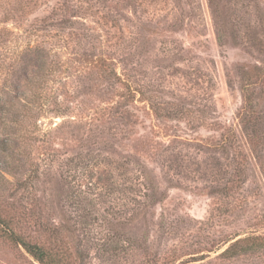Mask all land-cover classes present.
<instances>
[{"label":"rangeland","instance_id":"rangeland-1","mask_svg":"<svg viewBox=\"0 0 264 264\" xmlns=\"http://www.w3.org/2000/svg\"><path fill=\"white\" fill-rule=\"evenodd\" d=\"M258 73L264 0H0V216L76 264H264L223 254L264 238Z\"/></svg>","mask_w":264,"mask_h":264},{"label":"trees","instance_id":"trees-1","mask_svg":"<svg viewBox=\"0 0 264 264\" xmlns=\"http://www.w3.org/2000/svg\"><path fill=\"white\" fill-rule=\"evenodd\" d=\"M222 37L219 35V39ZM221 41V40H219ZM44 76V75H43ZM257 82L264 83V75L258 73L255 76ZM251 85V80L248 78V87ZM19 97V96H18ZM15 96L16 99H18ZM249 99V98H248ZM251 100V99H249ZM252 102V100L250 101ZM257 126V123H255ZM257 135V130L254 131ZM255 135L252 134V143L255 144ZM11 158L13 156H10ZM7 174H16L14 172L12 163L7 164ZM9 172V173H8ZM4 176L2 175V178ZM28 188V187H27ZM26 219L30 221L31 216L25 212ZM13 222V218H4L0 216V232L3 236L8 237L17 247L23 249L33 260L38 264H76L73 262L69 249L64 245L62 240H58L56 231L54 229H47L48 236L41 240L37 235L38 230L42 229L40 226L28 223V221L18 219ZM44 230V229H43ZM33 233H31V232ZM37 234V235H36ZM264 248L263 237H246L233 242L225 251L224 255L232 256L241 252H251L254 249ZM81 264V263H77Z\"/></svg>","mask_w":264,"mask_h":264}]
</instances>
